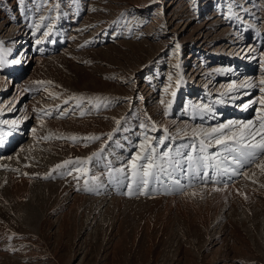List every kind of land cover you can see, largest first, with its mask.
Segmentation results:
<instances>
[{"label":"bare ground","instance_id":"bare-ground-1","mask_svg":"<svg viewBox=\"0 0 264 264\" xmlns=\"http://www.w3.org/2000/svg\"><path fill=\"white\" fill-rule=\"evenodd\" d=\"M92 3L104 9L99 0H25L24 5H18V0H0V264H264V171L255 164L239 167L232 163L235 152L213 143L206 149L216 154L209 163L219 167L199 171H207L217 182L206 178L205 183L193 178L185 158L207 155L199 151V137L193 129L256 121L261 106L250 102L264 94L255 88L231 92L229 88L249 80L258 82L264 76V0H114L115 18L98 15L88 29ZM44 6L45 15L40 10ZM155 13L152 20L156 23L152 21L137 38L138 27L128 17L146 18ZM38 18L39 28L35 27ZM48 18L53 22L47 24ZM45 32L49 35L44 36ZM252 34L253 41L239 49ZM15 38L20 40L14 42ZM98 46L112 55L110 64L99 73L79 66V59L76 63L69 59L80 50ZM151 51L155 53L150 56ZM172 51L176 53L172 79L160 71L155 77L152 73L145 76L154 61L148 59ZM57 58L65 59L69 68L84 71L74 74L72 89L112 88L113 97L118 94L114 101L123 100L118 107L126 116L125 132L114 129L99 143V148L106 149L103 156L121 161L118 169L124 168L123 174H113L112 165L97 163L102 159L98 155H91L93 161L84 167L87 180L73 181L68 174L71 168H56L70 155L81 154L83 148L66 142L62 146L57 140L46 143L52 137L49 129L51 135L63 126L69 131L59 132L66 136L87 135L94 127L106 131L115 112L109 108L94 120L66 119L68 109L61 116L53 107L58 102L48 97L42 109L44 95L36 96L28 81L38 79L48 62ZM143 61L139 70L132 69ZM182 64L191 67L181 69ZM111 65L127 66L131 72L126 83L116 86L101 79ZM241 69L248 73L241 75ZM169 102L171 108H167ZM130 103L133 111L135 107L141 110L137 120L125 114ZM245 104L250 106L245 108ZM88 109L85 114L95 113ZM226 114L232 116L223 119ZM4 120L17 123L5 125ZM141 124L148 127L141 128ZM145 134L156 138L151 145L158 155L171 150L180 167L165 164L166 171L154 170L159 179L148 177V187L138 188L132 182L130 161L140 151L138 145ZM177 147L185 157L176 155ZM93 149L84 151L85 156ZM232 169L248 175L233 174ZM66 248L71 252L68 261L62 257Z\"/></svg>","mask_w":264,"mask_h":264},{"label":"rangeland","instance_id":"rangeland-1","mask_svg":"<svg viewBox=\"0 0 264 264\" xmlns=\"http://www.w3.org/2000/svg\"><path fill=\"white\" fill-rule=\"evenodd\" d=\"M99 1H101L102 2V7L104 6V9L102 10V11H100L98 8H96L95 6H94V3H92V7H91V13H90V15H89V19L90 20H88V21H86V22H88L89 23V27H87L88 29L91 27L92 28V25L93 24H91L93 21H94V19L95 18H97V16L99 15V16H101L102 18L103 17H110L111 19L112 18H115V12H112V8H111V5H113L112 3H113V1L114 0H99ZM111 3V4H110ZM106 4V5H105ZM108 4V5H107ZM110 5V6H109ZM108 6V7H107ZM106 7V8H105ZM96 8V9H95ZM109 8V9H108ZM95 9V10H94ZM105 9H106V11H105ZM43 13L45 12V10H47V7L46 6H44L43 8H41L40 9ZM108 10V11H107ZM109 10L112 12H109ZM96 11V12H95ZM104 11V12H103ZM109 12V13H108ZM100 13V14H99ZM105 13V14H104ZM111 13V14H110ZM41 15V14H40ZM44 15H45V13H44ZM44 15H43V19L41 20L42 22H43V20H44ZM93 15V16H92ZM96 15V16H95ZM92 16V17H91ZM135 16H137V17H135ZM153 16H157L156 15V13L154 14V15H152V16H150V17H146V18H144V17H141V16H139L138 14H132V16L130 15L129 17H128V20H129V22H130V24L131 25H134L135 27H138V29H136V33H138L139 35L137 36V38L138 37H141L142 35H143V33H142V30H144L145 28H148L147 26H149L150 25V23H152V21H153V23L155 24L156 22L154 21V20H152L153 19ZM33 18L34 19H36L37 18V15L35 14L34 16H33ZM92 18H93V20H92ZM50 19L51 18H48V19H46V21H47V24H49L50 22H53L52 20L50 21ZM49 22V23H48ZM40 23V18H38L37 19V25ZM35 27H36V25H35ZM239 31V33H241L240 32V30H238ZM153 32H157L156 30H154ZM253 39H254V36H253V34L252 35H250V38L248 39V40H245L244 41V43H241L240 45H239V49H241L242 47H244V46H246L247 44H250V42L251 41H253ZM16 40H20V38H15L14 39V42L16 41ZM141 40H139L138 42H140ZM210 44H212V45H214V46H217L216 45V43H211V42H209ZM108 45V44H107ZM107 45H105L106 47H107ZM115 45V44H114ZM158 47V46H157ZM160 47H165L164 46V44H162ZM160 47H158L157 48V51L158 52H160L159 50H160ZM98 48V49H97ZM156 48V47H155ZM262 48H263V45H262ZM90 49V50H89ZM102 49V50H101ZM104 49H105V47H103V46H98V47H95V48H91V47H89V48H86V49H83V50H80L79 52H80V54H79V52L76 54H72L71 56H70V58L69 59H72V61H74L75 63L78 61V59H79V61L77 62V64L79 65V66H81V67H86V70H87V68L89 69V70H91V71H89V70H87V71H89V72H93V73H99L100 72V70L105 66H107L108 64H110L108 61H110V53H106V52H104ZM164 49V48H163ZM98 50V51H97ZM102 51V54H100V52L99 51ZM82 51L84 52V54L82 53ZM91 51V52H90ZM240 51H242V50H240ZM13 52V51H12ZM18 52V51H17ZM152 53L150 54V56L152 55V54H154L155 52L154 51H151ZM89 53V54H88ZM99 53V54H98ZM1 54V53H0ZM14 54V53H13ZM35 54V53H34ZM81 54H83L82 56H81ZM88 54V55H87ZM91 54V55H90ZM94 55V57H93V55ZM110 54V55H109ZM163 54H166V55H164L163 56ZM162 54V56H160L159 58H157L156 60L154 59V58H150V59H148V60H150V62L151 61H153L152 62V67H151V69L149 70V71H147V72H145V76L146 75H150L151 73V76L153 75L154 77H155V75L157 76V74H155L156 72L157 73H159V71L160 72H162L161 74H165L164 76H167L168 78L169 77H171V79L175 76V73H174V68H173V62H174V60H175V58H176V53L174 52V51H172V52H165V53H163ZM168 54V55H167ZM90 55V56H89ZM78 56V57H77ZM84 56V57H83ZM97 56V57H96ZM99 56V57H98ZM103 56V57H102ZM112 56V55H111ZM53 57V56H52ZM80 57H81V59H80ZM96 57V58H95ZM101 57V58H100ZM45 58H49L50 59V57H45ZM75 58H77V59H75ZM103 58V59H102ZM108 58V60L107 61H104V59L106 60ZM99 59H101V61L99 60ZM212 61H216V60H212ZM98 62V63H97ZM159 62V63H158ZM94 65H93V64ZM96 63V64H95ZM107 63V64H106ZM143 63H144V61L142 62V63H138V64H135V65H133V67L134 68H132V69H140L142 66H143ZM158 64H160V65H158ZM158 65V66H157ZM183 65V67L181 68V69H183V68H185V70L187 69V70H189L190 69V67H191V65L190 64H182ZM47 67H46V71H41V75H40V77L37 79H34V80H30V81H28V84H29V87H30V89H34L33 91H34V94H36V96H39L40 94H42V95H44V98L45 99H43L42 101H43V105H44V103H45V105H44V108H43V106H42V109H46V107L45 106H47L46 104H48L47 102H48V98H52L53 100H55V101H57L58 103H57V105L55 104L53 107H55V108H57L56 110L59 112V113H61L64 109L67 111V109H68V113H69V115L66 117V119H68L70 116H72V118H73V120L75 119V120H78V121H80V120H94V119H96V117H97V115H101L103 112H105V110H109V108H110V110H114L115 109V112L113 113V115L111 116V122H112V124L110 125V128L108 129V130H106V131H97V130H94L95 129V127H94V129L92 130V129H90L91 131L86 135V134H79V133H75V135H73L74 137H76V141L75 140H73L72 139V137L73 136H71V135H67L66 136V130L67 131H69V129H67V128H65V127H63V126H58V124H56V126H58V132L59 131H65V132H62V133H64L63 135H62V133L61 132H59L60 134H61V136H63V137H61L60 136V134L54 129L53 130V128H51V130H53V131H51V135H50V129L48 130V132H49V136L51 137V139L50 140H48V141H45L46 143H51L52 142V140H54L52 143H55V141L57 140V144L59 143V142H61V143H63V144H60L59 143V145H65L66 143H68L69 145H71V146H73V147H80V148H83L82 150H81V154H79V155H70L68 158H65V160H63V161H69V160H71V161H73V162H75L76 160H77V158H79V159H81V160H83V159H86L87 157H90L93 153H96V150H99L98 151V153H99V155H98V157H101L102 159H100L99 161H97V163H100V164H102V165H106V166H109V165H112L113 166V168H112V173L113 174H115L116 172H117V169L119 168V165H120V162H118V163H115L114 162V159H112L110 156H103V154L101 153V151L104 149V148H102V145L100 146V148H99V143H102V141L104 140H106V138H105V136L108 134V132H112V130L113 131H115L116 129H118V128H120L121 129V131L122 132H125V130H126V124H127V122H125V120H123V118H125L126 119V116L124 117L123 115H122V113H124V109H120L121 107L119 106L118 107V105H121L122 103H123V100H116L117 102H118V104H117V102L116 101H114L115 99H116V97H117V95L118 94H116L115 95V97H113V93L111 92V89L109 88L107 91H102V90H95V89H89V88H87V89H85V90H77V89H72V87H70V80L72 79V78H74L73 76H74V74H77L78 75V73H76V72H81V73H84V71L83 70H77L76 68V70L75 69H72V68H69L68 67V64H67V61L65 60V59H63V58H57L56 60H51V61H49L48 62V64L46 65ZM52 66V67H51ZM90 66V67H89ZM99 67V68H98ZM63 70H62V69ZM115 68H117V66H112L111 65V67H110V70L109 71H107V72H105V75L103 76V77H101V79L105 82H107V83H110V84H113V85H122V83H126V77L128 76V74L131 72L130 70L128 71V70H126V68H127V66H123L122 68L120 67V68H117V69H115ZM245 68V67H244ZM67 69V70H66ZM68 69H70V71L68 70ZM51 70V71H50ZM93 70V71H92ZM56 71V72H55ZM61 71V72H60ZM66 71V72H65ZM68 71V72H67ZM113 71V72H112ZM115 71H118L116 74L114 73ZM153 71H154V73H153ZM53 73V74H51V73ZM64 72V73H63ZM121 72V73H120ZM241 75H244V74H247L248 73V70H245V69H241ZM42 73H44V74H42ZM62 73V74H61ZM68 73V74H67ZM109 75H108V74ZM171 73V74H170ZM189 72H184V75H186V74H188ZM73 74V75H72ZM51 75V76H50ZM54 75L56 76V77H54ZM62 75V76H61ZM69 75V76H68ZM76 75V76H77ZM106 75H107V78L110 80H108L107 78H106ZM110 75L112 76V77H110ZM168 75H170V76H168ZM48 76V77H47ZM61 76V77H60ZM65 76V77H64ZM71 76V78H68V77H70ZM45 77V78H44ZM47 77V78H46ZM52 77V78H51ZM59 79H58V78ZM105 78V79H104ZM112 78V79H111ZM118 78L120 79V80H118ZM125 78V79H124ZM57 79V80H56ZM62 81H61V80ZM68 79V82L66 81V80ZM224 78L222 77L221 79H218L217 80V82H216V84L218 85L219 84V82H221L222 80H223ZM125 80V81H124ZM37 81H44L45 83H43V84H37L36 82ZM124 81V82H123ZM47 82H51V83H47ZM60 82V83H59ZM116 82H118V84L116 83ZM66 84H69V85H66ZM60 86V87H59ZM33 87V88H32ZM36 87V88H35ZM48 89V90H47ZM50 90V91H49ZM89 91V92H88ZM49 92H50V94H49ZM109 93H111V94H109ZM46 94V95H45ZM48 94V95H47ZM184 96H185V94H183ZM48 97V98H47ZM72 97H75V99H72ZM109 97L110 98H112V99H109ZM65 100H67L68 102L67 103H65L64 101ZM184 100H185V98H184ZM121 101V102H120ZM138 102H139V100H138ZM185 102V101H184ZM62 103V104H61ZM108 103H110V104H108ZM121 103V104H120ZM70 104V105H69ZM108 104V105H107ZM126 104H128V102L126 103ZM59 105V106H58ZM110 105H111V107H110ZM116 105V106H115ZM134 104L133 103H130V105H129V107L127 108L126 107V111H129L128 113H125L126 115H130V116H133V118H134V120H137V119H139V117L142 115V113H141V110L140 109H138V107H135V109H137V110H135V111H133V109H134V106H133ZM37 107H39V105L37 106ZM59 107V108H58ZM88 107H89V109H88ZM114 107V108H113ZM133 107V108H132ZM39 108H41V107H39ZM93 109V111L95 112V113H92V114H84L83 116H80V113H81V111L82 112H84V113H86V110L88 109V110H90V109ZM108 108V109H107ZM117 108V109H116ZM129 108H130V110H129ZM101 109V110H100ZM120 109V110H119ZM64 110V111H65ZM85 110V111H84ZM139 111H140V113H139ZM102 112V113H101ZM136 114H135V113ZM226 113V112H225ZM134 114V115H133ZM74 115V116H73ZM89 115V116H88ZM93 115V116H92ZM122 115V116H121ZM136 115H138V116H136ZM232 115H236V114H232ZM232 115H228V114H226L224 117H223V119H225L227 116H232ZM248 115V114H247ZM88 116V117H87ZM91 116V117H90ZM97 117V119L98 118H100V117ZM76 117V118H75ZM85 118V119H84ZM93 118V119H92ZM110 118V117H109ZM65 119V118H64ZM58 121H61L60 119H57ZM106 120V123L107 122H109L107 119H105ZM116 120H119L120 121V124L119 125H117L116 124ZM65 121V120H64ZM105 123V124H106ZM61 127V128H60ZM123 127V128H122ZM115 129V130H114ZM101 130V129H100ZM55 134V135H54ZM57 134V135H56ZM112 134V133H111ZM66 137H65V136ZM104 137H103V136ZM58 136V137H57ZM83 136V137H82ZM87 136V137H86ZM111 136V135H110ZM110 136H108V138L110 137ZM58 139H57V138ZM89 137H100V140L99 139H88ZM61 138V139H60ZM66 138V139H65ZM72 139V140H71ZM84 139V140H83ZM156 139V138H155ZM154 139V140H155ZM100 141V142H99ZM66 142V143H65ZM48 145H50V144H48ZM96 146V147H95ZM169 146V145H168ZM94 147V149L91 151V152H89L88 154H87V157L85 156L86 155V153L88 152L87 150H89V148L90 149H92ZM86 153H85V152ZM85 153V154H84ZM76 156V157H75ZM80 156V157H79ZM85 156V157H84ZM76 158V159H75ZM93 161V158H92V160H91V162ZM140 162H144V161H140ZM139 163V162H138ZM72 163H70V164H68V165H66L65 167H62L61 169H63V168H67V169H69V168H71V169H69L70 171H71V175H69L70 177H72V180L73 181H76L75 179H77L78 181H76V182H80V180L82 179V178H85V180H87V177H86V175L87 174H81V173H79V172H77V171H75V168H82V169H84L85 170V165H81V164H73V165H71ZM56 165H58V164H56ZM55 165V166H56ZM75 165H76V167H75ZM88 165H89V163H88ZM73 169V170H72ZM53 171V170H52ZM81 175V176H80ZM83 176V177H82ZM78 177V178H77ZM80 178V179H79ZM90 183V179L88 180V184ZM21 247H23L22 245H21ZM15 253H17V252H15ZM19 253V252H18ZM25 253V252H24ZM28 253V252H27ZM62 257H63V260L64 261H68L70 258H71V252H70V250L68 249V248H66V249H64V252H62Z\"/></svg>","mask_w":264,"mask_h":264},{"label":"snow or ice","instance_id":"snow-or-ice-1","mask_svg":"<svg viewBox=\"0 0 264 264\" xmlns=\"http://www.w3.org/2000/svg\"><path fill=\"white\" fill-rule=\"evenodd\" d=\"M25 0H18V5H24ZM37 28H39V25H36ZM44 36H48L49 33L45 32L43 34ZM37 44L41 43V41L38 39L36 41ZM177 49H179V45L176 46ZM16 63H19V61H15ZM264 66V65H262ZM177 68H179V65H176ZM171 79V77H169ZM37 84H43L44 81H37ZM51 83V82H47ZM179 83V81H177ZM237 88H255L257 89L261 94H264V76H262L258 82H253L251 80L245 81L240 85L232 84L229 88V91L237 90ZM167 91V89H165ZM248 94V93H245ZM176 95L175 92H172V96L174 97ZM72 99H75V97H72ZM65 103L68 101L65 100ZM163 103V101H162ZM250 103H258L261 107L259 110V114L256 118V121H248V122H234L229 121L227 123H222L217 127H212L207 130H200V129H193V135L195 137H199V151L201 153H204L208 147H211L213 143L218 146L222 147L225 151L232 153L235 152L237 155L232 157V163L238 165L239 167H243L244 165H250L255 164L257 168H260L262 171H264V95H261L259 99L251 101ZM250 104H245L244 107L248 108ZM167 108H171V103L169 102L167 105ZM167 108L165 110V115L168 114ZM35 111V109H34ZM205 111H211V108H206ZM46 115L51 116V112H45ZM85 113L81 112L80 115L83 116ZM61 116L65 115L64 112L60 113ZM150 119V118H149ZM3 124L8 125L11 124L12 126H15L17 121L16 120H4L2 121ZM116 124L119 125L120 121L116 120ZM148 125L141 124V128H147ZM152 130H156V125H151ZM33 132L36 131V129L32 130ZM165 132H167V129H164ZM111 134H109L110 136ZM257 137H259V140H257ZM169 137H165V139H168ZM44 140H48L49 136L42 137ZM73 140L76 139V137H72ZM88 139H100V137H89ZM154 138L149 137L145 134V139L143 142H141L138 147L140 149L139 152L136 153L135 156L132 157L130 161V167H131V177L132 182L137 185L138 188H147L149 184L148 177L156 176L157 179H159L158 175H156V172L154 170L158 171H166L164 165L165 164H175L176 167H180V162L177 160H174V158L171 155V150L165 151L161 154L156 153L155 147L151 145V141ZM163 140H160V143H163ZM182 147L185 148H192L195 150V145H183ZM176 155L185 157V154L180 151V147H177L175 149ZM99 153H93L92 156H97ZM92 156L87 157L86 159H79L75 162L69 160L64 161L62 164L56 165V168H62L70 163H77L81 165H86L89 161H91ZM216 154H208V155H201L198 157H195L193 155H187L186 162L188 164V169L192 170L193 172V178H199L205 183H207V179H211L213 183H216V179L214 177H209V174L207 171H204L202 174L199 171V169H207L208 167H219V165H210V161L215 158ZM224 159H227L225 157ZM140 161H144V163H138ZM223 162V161H221ZM194 165L196 167H194ZM75 171L86 174V170L82 168H75ZM121 174L125 172L124 168H120L117 170ZM181 171H184L183 168H181ZM233 174H240L247 176V173H237L236 169L231 170ZM228 172V168L224 169V173ZM111 173V170H110ZM71 175V171L68 173ZM47 178V177H45ZM78 178V177H77ZM127 178V177H125ZM207 178V179H206ZM87 184V181H85ZM175 183L177 185H180V180L176 179ZM226 186V185H225ZM129 187V195L134 194L132 189V184L128 185ZM183 187V186H181ZM91 190V189H89ZM218 190V189H217Z\"/></svg>","mask_w":264,"mask_h":264}]
</instances>
